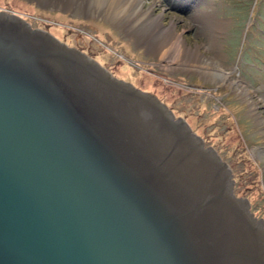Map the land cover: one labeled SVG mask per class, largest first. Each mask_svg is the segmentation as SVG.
<instances>
[{"label": "water", "instance_id": "obj_1", "mask_svg": "<svg viewBox=\"0 0 264 264\" xmlns=\"http://www.w3.org/2000/svg\"><path fill=\"white\" fill-rule=\"evenodd\" d=\"M152 94L0 11V264H264L263 221Z\"/></svg>", "mask_w": 264, "mask_h": 264}, {"label": "rangeland", "instance_id": "obj_2", "mask_svg": "<svg viewBox=\"0 0 264 264\" xmlns=\"http://www.w3.org/2000/svg\"><path fill=\"white\" fill-rule=\"evenodd\" d=\"M0 11L184 120L264 229V0H0ZM156 43L170 53L178 44L177 64L162 61Z\"/></svg>", "mask_w": 264, "mask_h": 264}, {"label": "bare ground", "instance_id": "obj_3", "mask_svg": "<svg viewBox=\"0 0 264 264\" xmlns=\"http://www.w3.org/2000/svg\"><path fill=\"white\" fill-rule=\"evenodd\" d=\"M174 44H175V50L172 53H170V51H167L165 49H161V47H163V43L159 44V45H158V43H156V45H158V46H156L155 48L158 50V53L160 54L162 61H164L166 63L177 64L178 54L180 53V47L178 44H176V43H174ZM168 50H170V48H168Z\"/></svg>", "mask_w": 264, "mask_h": 264}]
</instances>
